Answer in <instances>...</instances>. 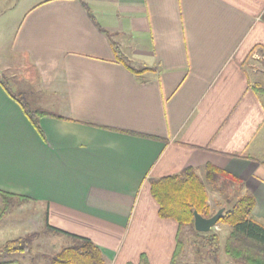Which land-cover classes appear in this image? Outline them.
Returning <instances> with one entry per match:
<instances>
[{"label": "crops", "instance_id": "crops-1", "mask_svg": "<svg viewBox=\"0 0 264 264\" xmlns=\"http://www.w3.org/2000/svg\"><path fill=\"white\" fill-rule=\"evenodd\" d=\"M2 23L50 116L36 129L0 85V192L48 231L108 264H171L179 225L150 182L208 165L264 225V0H0Z\"/></svg>", "mask_w": 264, "mask_h": 264}, {"label": "trees", "instance_id": "trees-1", "mask_svg": "<svg viewBox=\"0 0 264 264\" xmlns=\"http://www.w3.org/2000/svg\"><path fill=\"white\" fill-rule=\"evenodd\" d=\"M0 85L7 94L15 100L28 116L31 123L39 129V119L50 116L48 112L41 109L30 111L23 99L16 96L10 88L8 78L0 79ZM255 92L264 95V88L256 86ZM205 177L202 178L194 169H187L179 175L152 180L151 193L159 205V215L162 219L173 220L179 225V235L177 249L171 264H178L185 253V244L182 241V234L186 229L192 230L196 235L207 240L211 245H216L220 236L215 232L209 234L198 233L195 230L194 212L197 211L205 218H210L212 213L209 204V186L220 191V181H231L232 187L238 190V199L225 209V216L218 226L229 227L230 231L225 242V252L234 261L241 264H264V225L253 218V211L256 206L255 197L246 192L241 194L240 187L243 184L240 180L229 178V176L208 165ZM224 179V180H222ZM3 201V208H8L9 203L14 200L26 203L29 199L25 197L17 198L14 195L0 192ZM48 229L53 231L48 225ZM57 231V230H56ZM59 232V231H58ZM40 236L39 233H32L26 237L18 238L7 242L0 250V253L8 255H25L32 252V245ZM72 245L61 248L51 259V264H108L102 251L90 239L72 237ZM12 264V262L1 263ZM141 264H148L143 256Z\"/></svg>", "mask_w": 264, "mask_h": 264}, {"label": "rangeland", "instance_id": "rangeland-1", "mask_svg": "<svg viewBox=\"0 0 264 264\" xmlns=\"http://www.w3.org/2000/svg\"><path fill=\"white\" fill-rule=\"evenodd\" d=\"M4 26L3 23L0 24V31L3 32V38H0V43L2 44L7 43L9 34L12 33L7 30L3 31ZM9 26L7 24V27ZM0 51H4L5 53L4 55H0V79L8 78L9 86L13 93L21 97L28 109L33 111V102L32 104L29 103V99L32 97L33 100L37 101L36 98L39 97L41 99V96L39 94L27 96L21 91V84L27 87L26 92L31 88V83L26 80L25 71L15 68V62L18 59L10 55L5 47L0 46ZM259 67L261 70H264L262 62H259ZM261 97L264 98V95L262 94ZM232 184L228 180L223 183L220 181V191H216L209 186V204L213 214H216L224 206L230 208L237 201L238 190L232 187ZM45 211L42 206L30 205L18 200L11 201L8 208L5 209L0 203V250L9 241L26 237L32 233L40 234L32 245L31 253L25 255L0 253V264L8 262H12V264H51L52 257L61 248L73 244L69 238L53 234L46 229L44 225ZM229 231V227H216L215 232L220 236V239L216 245H211L192 230L186 229L182 234L185 253L178 264H241L231 259L225 252V242Z\"/></svg>", "mask_w": 264, "mask_h": 264}, {"label": "water", "instance_id": "water-1", "mask_svg": "<svg viewBox=\"0 0 264 264\" xmlns=\"http://www.w3.org/2000/svg\"><path fill=\"white\" fill-rule=\"evenodd\" d=\"M225 216V209H220L214 216L205 218L200 215L197 211L194 212L195 217V230L198 233L209 234L214 231L217 227L218 222Z\"/></svg>", "mask_w": 264, "mask_h": 264}]
</instances>
